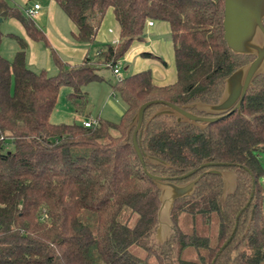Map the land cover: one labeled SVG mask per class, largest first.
I'll use <instances>...</instances> for the list:
<instances>
[{"label": "trees", "instance_id": "1", "mask_svg": "<svg viewBox=\"0 0 264 264\" xmlns=\"http://www.w3.org/2000/svg\"><path fill=\"white\" fill-rule=\"evenodd\" d=\"M54 1L76 26L77 42L96 44L108 11L120 41L102 45L95 62L86 57L70 66L35 20L11 0H0V264H144L153 257L158 264H264V75L249 89L241 114L206 129L174 117L152 119L161 105L150 106L137 137L140 149L169 167L142 163L133 147L135 129L128 133L148 102L218 104L226 79L254 60L233 54L224 40L225 0ZM12 19L50 50L56 75L28 68V44L18 36L11 35L20 46L13 61L2 55L1 24ZM150 22L170 28L176 83L158 86L149 70L119 80L113 92L127 111L118 125L101 119L93 128L52 123L61 89H72V101L85 100L84 87L104 81L98 66L113 70L143 41ZM212 169L237 174L235 193L224 198L222 179L208 173ZM148 173L177 184L202 176L195 194L175 204L173 233L164 243L156 240L160 191ZM184 213L199 214L206 223L217 215V244L183 232L176 220ZM133 246L146 258L134 256ZM187 249H194L199 263L182 260Z\"/></svg>", "mask_w": 264, "mask_h": 264}, {"label": "water", "instance_id": "2", "mask_svg": "<svg viewBox=\"0 0 264 264\" xmlns=\"http://www.w3.org/2000/svg\"><path fill=\"white\" fill-rule=\"evenodd\" d=\"M223 27L224 40L233 54L253 57L254 60L237 69L226 79L224 93L218 104L209 105L196 102L190 106L180 108L172 103L155 101L142 105L132 118L128 129V133L135 129L133 147L142 163L145 159H148L154 165L169 167L162 160L144 154L140 149L137 138L138 135L143 134L142 127L145 112L153 104H160L161 107L152 119L161 116L174 117L178 123H189L201 129H206L209 125L234 112L241 114L242 103L249 89L258 77L264 75V0H225ZM194 108L201 113L210 115V117H200L187 110ZM202 167H210V164H205ZM208 173L217 175L222 179L224 198L235 193L238 179L236 173L223 172L217 169H212ZM192 175L193 173H190L179 179H188ZM148 176L160 191L161 207L158 212L156 240L159 243H164L173 233L172 214L175 204L195 194L202 176L185 184H177L174 180L153 176L150 173H148ZM226 246L227 244L224 247Z\"/></svg>", "mask_w": 264, "mask_h": 264}, {"label": "crops", "instance_id": "3", "mask_svg": "<svg viewBox=\"0 0 264 264\" xmlns=\"http://www.w3.org/2000/svg\"><path fill=\"white\" fill-rule=\"evenodd\" d=\"M11 3L22 10L36 4L41 6L40 14L35 19V23L38 28L45 31L44 33L50 44L57 53H60L58 54L64 63L75 66L81 64L86 57H90V45L79 43L75 40V35H77L76 26L54 0H11ZM61 13H64L66 18ZM44 20L46 24H44ZM9 21L18 27L23 36L20 38L28 44L27 60L29 59L32 65L38 66L42 53L41 47L39 46L40 43H36L27 37L26 31L20 22L15 19ZM11 35L8 36L10 39L4 37L1 48L2 55L9 61H13L16 53L20 50L18 42L15 40L17 44L14 43ZM119 41L120 27L115 20L113 12L108 11L98 30L96 43L99 45L108 43L116 44ZM46 49L49 60H47V67L44 71H51L50 59L52 62L53 60L50 50L48 48ZM8 50H10V53ZM147 54L156 56L158 59L151 58ZM174 57V45L169 26L163 22H150L145 28L143 41L134 43L121 62H126L129 65L127 69L132 72V75L148 70L151 71L154 83L158 86L165 87L174 85L177 81ZM78 117L82 118L83 121L92 119L91 116L85 117L79 114ZM261 186L264 192L262 180Z\"/></svg>", "mask_w": 264, "mask_h": 264}, {"label": "rangeland", "instance_id": "4", "mask_svg": "<svg viewBox=\"0 0 264 264\" xmlns=\"http://www.w3.org/2000/svg\"><path fill=\"white\" fill-rule=\"evenodd\" d=\"M61 12V11H60ZM64 15V13H61ZM66 18V16L64 15ZM44 24H46L44 20ZM1 30L4 33V36L9 38V35H16L18 37H23L18 27L13 25L11 21H4L1 24ZM42 30V29H41ZM45 32V31H44ZM10 39V38H9ZM14 43L15 40L12 39ZM17 44V43H16ZM41 47V56L39 60L38 66L32 65L30 60L28 59V68H30L34 72H41L46 70L47 60H49L48 52L46 51L47 47L45 44L40 43ZM52 46V45H51ZM53 48V46H52ZM102 45L98 43L89 47L90 58L92 62L97 60V56L100 52ZM10 53V50H8ZM59 53V52H58ZM30 54V50H29ZM60 54V53H59ZM58 54V55H59ZM60 56V55H59ZM62 56V55H61ZM122 61V60H121ZM119 62L118 67L121 70L122 79L127 78L132 75L128 68V64L126 62ZM51 71H47L49 76H54L57 73V69L54 63L51 61ZM100 75L104 78L103 82L91 83L84 87L83 92L86 93V99H78L75 101L70 100L69 96L72 93V89L69 87H63L60 91L57 106L52 114L51 122L54 124H73V123H81L83 122L82 118L78 117L79 115H83L85 117H92V119L97 120V118L107 121L113 124H120L122 122L123 116L127 111V106L124 101L113 92V86L121 80L114 74V71L109 69L104 65L98 66ZM261 163L264 167V155L260 157ZM262 183L264 185V178L262 179ZM263 211H264V199H263ZM177 225L178 227L185 233L191 234L196 233L200 236H207L210 238L212 245L217 244V235L219 229V219L217 215H213L212 219L206 223L203 221L202 217L198 215H191L188 213H184L177 217ZM131 252L134 256L145 259L146 252L137 247L133 246L131 248ZM182 260L185 262H196L199 263V257L197 256L194 249H187L183 252ZM144 264H158L157 259L155 257L151 258L149 262Z\"/></svg>", "mask_w": 264, "mask_h": 264}, {"label": "built area", "instance_id": "5", "mask_svg": "<svg viewBox=\"0 0 264 264\" xmlns=\"http://www.w3.org/2000/svg\"><path fill=\"white\" fill-rule=\"evenodd\" d=\"M40 10H41V6L40 5H34L32 7H27L24 9V14L26 17L30 18V19H37L39 14H40ZM119 63L114 67L113 71L114 74L119 77L120 79H122V74H121V70L118 67ZM86 128H93L95 126L98 125V120L95 119H88L86 121H83L82 123Z\"/></svg>", "mask_w": 264, "mask_h": 264}, {"label": "flooded vegetation", "instance_id": "6", "mask_svg": "<svg viewBox=\"0 0 264 264\" xmlns=\"http://www.w3.org/2000/svg\"><path fill=\"white\" fill-rule=\"evenodd\" d=\"M195 180V179H194ZM192 181V180H191ZM190 182V181H189ZM188 183V182H187Z\"/></svg>", "mask_w": 264, "mask_h": 264}]
</instances>
